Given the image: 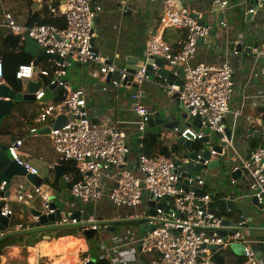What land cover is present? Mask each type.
<instances>
[{"label": "built area", "instance_id": "built-area-1", "mask_svg": "<svg viewBox=\"0 0 264 264\" xmlns=\"http://www.w3.org/2000/svg\"><path fill=\"white\" fill-rule=\"evenodd\" d=\"M249 0H239V5H245ZM47 10L54 16L62 17L66 23L64 29L54 26L34 25L26 27L18 24L11 13L1 7L0 27L13 33L23 31L22 40L26 37L35 42L49 58L47 64L52 70L37 69L38 76L49 80V86L55 85V89L61 94V100L57 104L43 103L45 90L39 88L34 94L35 101L39 104V110L35 122L37 124H53L55 118L64 115L72 117L65 126L60 129H48V137L53 152L56 154L54 163L45 165L54 169L61 162L72 161L76 166L79 180L74 181L69 175H64L65 183H69L68 193L81 207L95 205L105 196L103 178L113 172L114 184L108 191V200L115 208H136L147 197L152 196L164 200L162 207L155 208V216H146L145 221L148 232L133 241L135 247L151 260L149 264H216L212 259V253L220 248H229L231 244L243 246V264H258L254 245H264V240L253 239L243 231L245 217L240 215L238 224H226L227 218L217 213V207L211 209L212 194L202 193L205 187V176L209 171L201 170L197 177H190L182 169L181 163L185 157H148L143 154L137 157V170L135 175L126 167L128 148L123 130L117 123H106L103 127L94 126L87 116L86 101L82 89H72L66 83L67 69L70 64H94L100 66V73L107 79L109 74L118 73L117 81L112 86L118 87L130 80L138 88L149 80L145 65L133 76L126 68L117 70L111 64H104L96 53L94 22L99 12L94 0H48ZM229 5L225 0H213L212 12L219 15L218 26L227 28V13ZM254 14L255 10L247 11ZM162 28L182 29L186 32V40L181 49L173 53L170 46L161 36L151 37L145 44V54L150 66L156 72L155 59H161L169 67L181 68L183 72L182 85L172 84L166 92L169 96L179 94V100L188 110V117L200 126L197 131L193 126L176 128L173 133L178 138L197 145L195 151L197 161H202L201 166L206 167L217 158L213 146L227 141L225 138V119L231 114L230 100L233 96V71L227 62L219 64H192L196 54L198 42L209 36L211 28L196 20V18L184 10L176 0H164L163 12L159 18ZM242 43L234 40L227 43L228 51L237 55V47ZM247 53L251 58L264 61V44L248 47ZM33 63L21 65L15 73L18 81L28 82L35 74ZM174 77L179 79L178 72ZM0 83L3 81V68L0 60ZM138 99L139 94L131 97ZM247 100L254 108H264V93H258ZM135 112L140 118L138 130L143 133L147 120L153 114L146 108L137 105ZM237 115L230 125L233 129L237 126ZM263 125V122H262ZM230 128V127H228ZM230 128V129H231ZM207 129L218 138L217 143L211 140V135L204 134ZM30 134H35L33 128ZM260 134V144L250 151L240 163L235 166V157L228 155L229 172L238 169L248 178L246 197L255 198L257 205L264 203V125L263 129L255 131ZM208 137L209 158L202 159L203 144L201 141ZM23 145L21 138H15L8 146L9 157L18 163V151ZM231 146V140L227 141V148ZM24 165V164H23ZM32 174H38L34 168L24 165ZM235 181H231L233 184ZM185 187L187 189H185ZM194 188V190H191ZM11 192L5 182L0 184V216L7 218L8 222L13 217L11 208ZM36 197L40 199L41 209L32 221L39 223L41 216L47 217L55 213L50 207L51 200L40 188H33L30 192L18 195V202H31ZM222 201H232L226 195ZM221 201V202H222ZM80 215L87 214L84 208L78 210ZM230 211H228L229 213ZM71 214V213H70ZM94 218L88 220L65 217L60 212L58 225H84L85 229L98 231L99 226ZM17 229H21L18 226ZM226 232L227 242L224 241L222 232ZM217 246V250H212ZM111 264H120L118 259L111 258ZM123 264H128L120 259ZM89 260L85 261L87 264Z\"/></svg>", "mask_w": 264, "mask_h": 264}, {"label": "crops", "instance_id": "crops-1", "mask_svg": "<svg viewBox=\"0 0 264 264\" xmlns=\"http://www.w3.org/2000/svg\"><path fill=\"white\" fill-rule=\"evenodd\" d=\"M45 0H0L4 11L12 14L14 20L25 26L32 13H39ZM164 0H94L99 12L94 22L96 32L95 49L97 55L104 60V64H111L117 70L128 66L129 58L138 57L144 66L148 61L145 54V44L153 36H161L173 52H178L186 40V32L182 29L162 28L159 18L163 12ZM182 8L193 15L197 21L211 28L209 36L197 45L196 54L192 64H219L227 62L233 71L234 92L230 100L231 114L225 119V125L231 128V121L237 115V126L232 131L231 146L227 148L226 157L220 161H228V155L235 157V166L250 152V138L248 132L255 131L257 125L253 116L258 115L262 122L258 108L251 106L249 97L264 93V61L251 58L245 49L246 42L255 43L256 46L264 44V0H249L245 5H239V0H225L229 5L227 13V28L218 26L219 15L212 12L207 0H176ZM50 2H47V4ZM46 4V5H47ZM213 5V4H212ZM253 8L254 14L247 11ZM251 15V21L246 22L245 17ZM237 40L242 43V51L237 55L228 51L227 43ZM251 47V46H250ZM40 58V57H39ZM41 59V58H40ZM43 60V59H41ZM167 65V64H166ZM168 66V65H167ZM73 67V68H72ZM168 69L170 67L168 66ZM69 75V77H68ZM118 73H114L109 82H106L100 73V66L94 64H70L67 69L66 83L72 89H82L86 101L88 119L94 126L103 127L106 123H117L126 137L128 156L126 167L135 175L137 170V157L144 154L148 157H160L156 142H151L150 136L165 133V138L160 139L159 145L170 147L173 143L167 139L166 133L173 131L161 130L157 127H145L143 133L138 130L139 116L135 106L140 105L152 114L166 100L167 85L162 86L149 77L141 87H135L128 80L126 84L118 87L112 86L117 81ZM32 82H41L35 70ZM28 81V82H30ZM178 81V78H175ZM23 82L22 92H26ZM139 94L138 99L132 95ZM61 100L58 90L45 91L43 103L57 104ZM39 110L38 102H33L30 111L18 108L13 112L14 119L7 120L4 124L9 136H0V144L8 146L15 138H21L23 145L18 151V160L38 171L49 190L53 191L55 205L61 213H72L84 208L88 214H93L96 222L104 223L99 226L97 235L91 240L83 236V228L79 232L77 225H58L52 222L38 226L32 217L40 212L41 202L36 197L31 202H18L15 197L30 192L34 187L23 177H15L8 185L11 192V208L14 212L10 223H27L32 227L8 231L5 227L0 231V241H7L11 245L3 246L0 250V264H85L86 258L112 262L111 258H123L128 264H149L145 261L150 258L143 254L133 241L148 232L145 217L147 197L136 208H115L108 200V191L114 184V174L110 172L108 178H103L105 196L99 203L81 207L66 190H60L59 179L55 176L54 169L48 168L45 163H54L56 154L50 144L48 129L52 124H37L35 122ZM35 128V134L30 130ZM193 128H199L193 126ZM174 134V133H173ZM260 144V142H259ZM258 144V145H259ZM9 157L8 153H6ZM219 170L209 171L205 176V187L219 193L229 195L235 203L237 211L227 222L230 225L240 222V215L245 217L243 231L253 239L264 240V203L261 207L252 204V198L246 197L248 178L242 173L233 184L227 179H219ZM43 184V185H45ZM67 185V183H65ZM67 196V197H66ZM60 203V205H59ZM228 214L227 212H224ZM34 224V225H33ZM62 229L68 231L60 235ZM12 236V237H9ZM258 264H264V245H254ZM89 252V257L83 254Z\"/></svg>", "mask_w": 264, "mask_h": 264}, {"label": "water", "instance_id": "water-1", "mask_svg": "<svg viewBox=\"0 0 264 264\" xmlns=\"http://www.w3.org/2000/svg\"><path fill=\"white\" fill-rule=\"evenodd\" d=\"M41 1V0H38ZM48 1V0H47ZM263 1V0H258ZM251 15H248L245 17L246 22L249 23L251 21ZM96 22V19H95ZM16 34L22 35L23 31L17 32ZM203 40L201 39L198 44H201ZM246 45L248 47L256 46L255 43L246 42ZM25 46H26V53L30 55L31 57H40L43 60H46L49 58V56L40 49V47L33 42L30 38H25ZM238 53L242 51V47H237ZM245 52L248 53L249 49H245ZM128 66L126 67L128 73L130 75H134L137 71L140 70V66L142 65V60L138 57L129 58L127 60ZM151 61H147L145 64L146 71L150 77H152V80L156 82L157 84L160 83L162 86H171L172 84H176L178 86L182 85V79H183V72L181 68L176 67H170L168 69V66L165 62H163L161 59H155L153 63L157 66V71L154 72L150 66ZM178 72L179 79L178 81H175L174 73ZM112 74H109L107 76L106 82H109ZM18 84L20 86H23V83L21 81H18ZM41 82H28L26 87V92H19L16 93L14 90H12L7 84L0 83V121L9 116L13 106L14 102L16 101H30L34 102L35 97L34 94L36 91L40 88ZM135 87H137L134 84ZM50 90L55 89V85H51L49 87ZM167 93V92H166ZM168 95V94H167ZM166 100L162 101L159 109L148 118L146 126L148 128H155L161 130H167V131H173L176 128H179V126L189 127V126H195L199 127L200 124L198 121H192L188 117V110L184 107V104L179 100V94L175 93L172 96H166ZM262 122L264 125V113L261 114ZM72 117L70 116H64L61 115L57 118H55L52 128L53 129H60L63 126L67 124L69 120H71ZM249 135H251L250 138H253L255 140H260L261 136L257 132H252L251 130L248 132ZM225 138L227 141H230L232 138V131L227 127L225 129ZM227 141L221 142L220 145L213 146V150L217 154V158L213 161H211L206 167L201 166L202 161H197L196 153L193 148V144L189 141L183 140L182 138H179L177 143L181 147V155L182 157H185V161L181 163V167L183 170H185L186 174H188L190 177H197L199 175V172L201 170H207V171H213L214 169H218L219 179H227V183H231V181H236L239 177H241L242 172L241 170H237L236 172H229L228 167L230 166L228 161H220L219 158L222 155H226L227 152ZM208 137H205L201 143L203 144V149L205 150L202 153V159H208L209 158V145L207 144ZM7 146H4L0 144V182H5V184L8 186L11 182V180L15 177H23L27 180L29 184H31L34 188H40L44 191V193L49 197L51 200L50 207L52 209H55V213L52 215H49L47 217L41 216L39 218L38 226H43L47 223L52 222H58L60 219V210L55 205V199H53V191L49 190V187L46 186L44 180L38 175V174H32L30 173L23 164L18 163L17 161L11 159L7 156ZM55 176L59 179V186L60 190H66L67 185L65 184L64 178H63V172L61 170L60 166H56L54 168ZM45 184V185H43ZM185 189H187L185 187ZM191 190H194L192 188ZM156 199H154L152 196L149 198V201L147 202L146 211L148 216H155V208L162 207L164 204V200H159V204H156ZM252 204L255 206L257 205L256 199L252 198ZM261 207V206H259ZM235 209V203L232 201H222L217 205V210L219 213H224L227 211H231ZM65 217H69L71 215L72 218H79L81 216L82 220H88L89 217L93 218V214H82L80 215V212L78 210L72 212L71 214L68 212L63 213ZM38 213L35 214L37 216ZM98 226H101L102 222L96 223ZM228 224V222H226ZM8 225L7 218L0 216V231H3L5 227ZM81 228H83V236L86 240H91L92 238L97 235V231L85 229L84 225L79 224ZM221 235L224 237V241L227 242V236L226 232H222ZM212 250H217V246H213L211 248ZM229 249L231 252H233L238 257H242V249L243 246L239 244H231L229 246ZM257 258V257H256ZM87 264H95V260L89 261Z\"/></svg>", "mask_w": 264, "mask_h": 264}, {"label": "trees", "instance_id": "trees-1", "mask_svg": "<svg viewBox=\"0 0 264 264\" xmlns=\"http://www.w3.org/2000/svg\"><path fill=\"white\" fill-rule=\"evenodd\" d=\"M47 0L44 1V5L41 8V11L39 13H32L27 22L26 27H32L34 25H47V26H54L59 29H64L66 27V23L62 17L54 16L47 10ZM213 0H207V5L212 7ZM173 52V51H172ZM176 53V52H173ZM0 60L2 63L3 68V81L16 93L22 92V87L18 84V80L15 78V73L18 70V67L21 65H28L30 63H33L36 69H47L52 70V68L47 64L46 60H41L39 57H31L26 53V46H25V40H22V35L13 33L5 28L0 27ZM41 78V77H40ZM41 81L43 83V89L47 92L49 90V80L46 78H41ZM60 102V101H59ZM33 102L30 101H16L14 102L13 109L9 116L3 118L0 121V136H9V131L5 129V122L7 120H13L14 115L13 112L16 111L18 108H25V110L28 112L32 109ZM257 111H259V114L264 113V108H258ZM151 142L154 144L156 142V148L159 149L160 157H182L181 155V147L180 145L175 142L170 147H165L159 145L161 143L160 139L163 140L165 138V133H158L157 135L150 136ZM251 147L250 151L254 150L257 145L259 144V140H251L250 141ZM194 150L197 151L198 146H193ZM144 155V154H143ZM146 156V155H145ZM61 170L64 175H69L74 181L79 180V176L76 171V166L72 161H65L60 163ZM1 184V182H0ZM69 183L67 186L69 187ZM202 193H211L212 194V204L211 209H214L217 207V205L222 201L223 197L225 196L222 193L212 191L206 187L203 188ZM235 210H231L228 214L226 213H219L218 214L230 217L234 214ZM34 225V224H33ZM18 226H21V229H26V227H32V224L27 226V223H18L14 222L10 223V225L6 228L8 231H14L18 228ZM78 226V225H77ZM101 226H104L102 224ZM81 227L79 226V232H81ZM68 231L65 229H62L60 232V235H66ZM12 237V236H9ZM11 245L6 240L0 241V249L3 246ZM1 253V250H0ZM89 252L87 254H83V258L89 257ZM211 259L216 264H243V258L238 257L233 252L230 251V249H218L217 251L212 253ZM86 260H89V258ZM151 258L147 259L145 262L149 263ZM90 261V260H89ZM85 262V260H84ZM97 264H111L107 260H100Z\"/></svg>", "mask_w": 264, "mask_h": 264}, {"label": "rangeland", "instance_id": "rangeland-1", "mask_svg": "<svg viewBox=\"0 0 264 264\" xmlns=\"http://www.w3.org/2000/svg\"><path fill=\"white\" fill-rule=\"evenodd\" d=\"M72 68H73V67H72ZM68 77H69V75H68ZM257 112H259V111H257ZM253 120L255 121V124H254V125H257V127L263 129L262 122L259 120L258 115L253 116ZM179 127H180V129H182L184 126H179ZM193 129L197 131V128H193ZM203 133H204V134H209L210 132H209L207 129H205V130H203ZM210 135H211V140H212L214 143H217L218 138L215 136V134L210 133ZM166 136H167V139H170V141H172V142H177L178 139H179V138L177 137L176 134H173V133H171V132L166 133ZM225 157H226V155L224 154V155H222L220 158L223 159V158H225ZM217 170H218V169H214L213 171L216 173ZM66 197H67V196H66ZM59 205H60V203H59ZM236 211H237V209L234 211V214H235ZM100 229H102V226L100 227ZM220 249H223V248H220ZM225 249L228 250L229 248H225ZM225 249H224V250H225Z\"/></svg>", "mask_w": 264, "mask_h": 264}]
</instances>
